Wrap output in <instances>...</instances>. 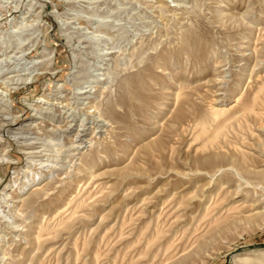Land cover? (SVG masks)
Here are the masks:
<instances>
[{
    "label": "rangeland",
    "instance_id": "374dc122",
    "mask_svg": "<svg viewBox=\"0 0 264 264\" xmlns=\"http://www.w3.org/2000/svg\"><path fill=\"white\" fill-rule=\"evenodd\" d=\"M0 264H264V0H0Z\"/></svg>",
    "mask_w": 264,
    "mask_h": 264
},
{
    "label": "bare ground",
    "instance_id": "6f19581e",
    "mask_svg": "<svg viewBox=\"0 0 264 264\" xmlns=\"http://www.w3.org/2000/svg\"><path fill=\"white\" fill-rule=\"evenodd\" d=\"M251 104V103H250ZM247 106V105H246ZM248 108H251V107H249V106H247ZM247 108H245V110H246ZM244 112H246V111H244ZM216 114H218V113H216ZM203 129V128H202ZM219 130H220V128H219ZM206 131V130H205ZM217 133V132H216Z\"/></svg>",
    "mask_w": 264,
    "mask_h": 264
}]
</instances>
